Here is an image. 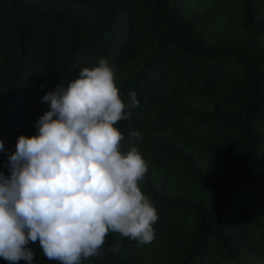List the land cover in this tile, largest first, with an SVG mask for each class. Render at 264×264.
Returning a JSON list of instances; mask_svg holds the SVG:
<instances>
[{"label": "trees", "instance_id": "trees-1", "mask_svg": "<svg viewBox=\"0 0 264 264\" xmlns=\"http://www.w3.org/2000/svg\"><path fill=\"white\" fill-rule=\"evenodd\" d=\"M101 58L139 101L115 127L159 219L150 244L109 233L81 264H264V0H0V171L42 97Z\"/></svg>", "mask_w": 264, "mask_h": 264}, {"label": "clouds", "instance_id": "clouds-1", "mask_svg": "<svg viewBox=\"0 0 264 264\" xmlns=\"http://www.w3.org/2000/svg\"><path fill=\"white\" fill-rule=\"evenodd\" d=\"M129 95L126 103L101 58L42 97L50 110L36 121L37 134L19 136L10 175L0 171V258L33 264L29 245L38 242L49 261L81 264L103 255L109 233L140 245L156 238L157 209L140 187L148 163L135 146L121 150L115 127L139 104Z\"/></svg>", "mask_w": 264, "mask_h": 264}]
</instances>
